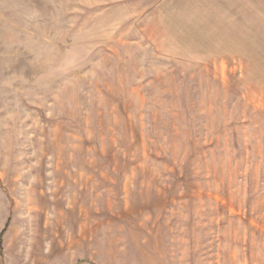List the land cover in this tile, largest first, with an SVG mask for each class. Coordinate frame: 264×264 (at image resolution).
Segmentation results:
<instances>
[{"label":"rangeland","instance_id":"rangeland-1","mask_svg":"<svg viewBox=\"0 0 264 264\" xmlns=\"http://www.w3.org/2000/svg\"><path fill=\"white\" fill-rule=\"evenodd\" d=\"M0 228V264H264V0H0Z\"/></svg>","mask_w":264,"mask_h":264},{"label":"trees","instance_id":"trees-1","mask_svg":"<svg viewBox=\"0 0 264 264\" xmlns=\"http://www.w3.org/2000/svg\"><path fill=\"white\" fill-rule=\"evenodd\" d=\"M4 230H5V228L0 231V244L2 242V235H3ZM76 264H78V263H76Z\"/></svg>","mask_w":264,"mask_h":264},{"label":"crops","instance_id":"crops-1","mask_svg":"<svg viewBox=\"0 0 264 264\" xmlns=\"http://www.w3.org/2000/svg\"><path fill=\"white\" fill-rule=\"evenodd\" d=\"M4 221L6 222L7 220H4ZM5 222H4V223H5ZM1 228H2V227H1ZM1 228H0V230H1Z\"/></svg>","mask_w":264,"mask_h":264}]
</instances>
